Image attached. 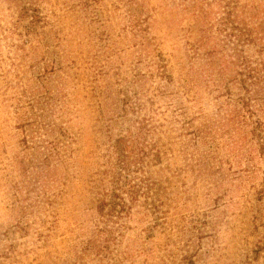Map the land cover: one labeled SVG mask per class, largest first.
<instances>
[{"label": "rangeland", "instance_id": "374dc122", "mask_svg": "<svg viewBox=\"0 0 264 264\" xmlns=\"http://www.w3.org/2000/svg\"><path fill=\"white\" fill-rule=\"evenodd\" d=\"M178 1L0 0V264H264V156ZM22 3L46 23L5 34ZM119 137L138 188L103 233Z\"/></svg>", "mask_w": 264, "mask_h": 264}, {"label": "trees", "instance_id": "16d2710c", "mask_svg": "<svg viewBox=\"0 0 264 264\" xmlns=\"http://www.w3.org/2000/svg\"><path fill=\"white\" fill-rule=\"evenodd\" d=\"M178 2L180 9L188 15L189 32L194 29L199 32V37L194 40L196 42L193 44L194 48L203 47L206 68L209 67L216 73L218 82H222L221 90L225 92L224 102L228 108L227 120H234L237 127L242 128L245 135L249 136L248 138H255L257 148L264 156V61L261 57H257L258 51L254 53L255 56L246 51V46L249 44H257V48L262 46L257 35L258 30L246 21L254 17L253 14L240 0H179ZM16 7L17 12L13 21L8 27L3 26L2 31H7L5 34H10L11 29H16L19 23L22 24L24 32L36 33L37 29H41L40 24L46 23L38 13V8H34V4L22 3ZM259 8L264 11V4ZM23 20L25 22H21ZM129 22L131 23L132 20ZM135 24L138 25V21ZM22 43H25V40ZM154 63L157 65L159 76L165 78V62L158 63L156 60ZM231 86L236 88L235 94L231 93ZM142 125L139 123L137 128L141 129ZM127 142V137H119L115 140L113 150L116 157L112 166L106 168L108 171L106 182L109 188L103 190L96 199V212L103 219L101 221L103 226L97 230L103 233L111 230L106 223H113L114 219L129 207L128 203L131 204L136 197L138 185L127 178L130 165L127 160L130 156L126 152ZM132 151L128 150V152ZM153 155L157 157L158 153L155 152ZM136 163L137 161H134L133 166L137 169ZM105 237L109 236L105 235ZM103 245L105 244L96 245L95 248L99 249Z\"/></svg>", "mask_w": 264, "mask_h": 264}]
</instances>
